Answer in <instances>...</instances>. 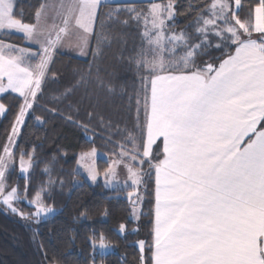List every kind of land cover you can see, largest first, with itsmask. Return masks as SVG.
<instances>
[{
	"label": "snow or ice",
	"instance_id": "obj_1",
	"mask_svg": "<svg viewBox=\"0 0 264 264\" xmlns=\"http://www.w3.org/2000/svg\"><path fill=\"white\" fill-rule=\"evenodd\" d=\"M30 9L26 16L22 7L17 11V0H0V94H15L16 101L0 144V206L34 223L55 214L44 199L57 183L47 166L48 180L28 196L36 147L19 148L18 138L47 85L57 81L52 65L58 53L91 54L92 60L74 83L51 97L52 104L81 89V100L91 101L95 89L113 93L98 61L113 42L110 25L134 26L140 43L120 59L134 69L135 96L128 101L131 109L134 99L135 122L131 129L117 125L113 131L112 122L99 117L105 143L113 148L104 153L107 166L99 169L94 141L79 152L77 165L92 183L102 177L104 187L126 194L136 221L144 215L146 178L154 180L150 240L135 241L138 264H264V0H190L183 10L178 0L114 6L108 0H37ZM178 16L191 19L178 27ZM15 34L35 47L13 42ZM11 108L0 102V116ZM43 110L95 135L89 123L71 114ZM93 118L89 111L88 120ZM34 120L46 123L40 115ZM114 134L123 139L113 141ZM17 167L23 194L8 184ZM22 200L32 211L16 206ZM118 231L124 235L127 225L120 223ZM88 240L101 255L112 246L103 231ZM50 264H57L55 258Z\"/></svg>",
	"mask_w": 264,
	"mask_h": 264
},
{
	"label": "trees",
	"instance_id": "obj_2",
	"mask_svg": "<svg viewBox=\"0 0 264 264\" xmlns=\"http://www.w3.org/2000/svg\"><path fill=\"white\" fill-rule=\"evenodd\" d=\"M190 0H178L180 10L187 7ZM37 0H17V11L22 7L27 14L31 11L30 5H35ZM111 5L124 2H108ZM108 7L103 12H108ZM121 19L124 14H121ZM30 19V16H28ZM191 17L178 16V27H184ZM113 37L111 47H105L98 61L101 76L106 83L111 82L114 92L109 94L106 89H95L93 99L81 100L84 92L81 89L63 103L52 104L51 97L59 94L70 86L79 74L86 71L91 54L84 58L73 56L68 52L58 53L52 65V71L57 75V81L49 83L45 94L40 97L38 107L34 115L42 116L46 123L35 122L34 115L27 120V126L22 129L19 137V148L31 150L36 147V166L31 171L29 198L32 193L48 180V174L43 169H50L51 177L57 183L45 194L44 199L48 204L56 208L54 215L49 216L39 223L20 220L13 213L0 208V264H50L55 258L57 264H138L139 251L132 241L141 238L150 240V216L147 213L153 204L151 192L154 188V180L146 178L148 188L142 204V215L139 221L130 220V206L126 198L114 195V191L103 190L102 184L97 182L90 184L83 176L75 171L76 158L79 152L87 147L94 146L103 153L113 150L111 144L105 143L107 133L102 131L99 125V117L112 122L113 131L117 125L120 128L131 129L135 122V106L129 108L128 97L135 96L134 69L121 60L132 55L134 47L139 45V37L136 28H127L120 24L110 25ZM13 42L26 46L22 36L15 34ZM94 46V42H93ZM15 94H3L0 101L6 106L12 105L11 111L0 116V144L6 139V130L14 119L16 101L12 99ZM71 105V107H70ZM44 107H55L65 116L71 114L74 118L89 123L94 130L85 132L71 123L66 122L59 115H50L44 111ZM78 108V112H77ZM94 113V118L88 120V112ZM142 115V114H141ZM122 135L114 134L113 141H121ZM106 160L98 159L97 165L102 171L106 167ZM146 167V165H145ZM63 181L61 186L60 181ZM8 184L16 185L23 194L24 178L15 170H11ZM144 191V187H141ZM108 210L107 216H102L104 209ZM23 210H32L23 205ZM81 211H86V216H80ZM127 225V232L120 235L117 228L120 223ZM138 232H130L134 226ZM103 231L116 251L107 254L93 252L88 237L96 236ZM48 258L45 260L44 251ZM150 257V253H148Z\"/></svg>",
	"mask_w": 264,
	"mask_h": 264
},
{
	"label": "rangeland",
	"instance_id": "obj_3",
	"mask_svg": "<svg viewBox=\"0 0 264 264\" xmlns=\"http://www.w3.org/2000/svg\"><path fill=\"white\" fill-rule=\"evenodd\" d=\"M108 2H126V0H108ZM19 35H21V34H19ZM24 42H25V41H24ZM25 44H26V46H28V47H35V46H33V45H28L27 42H25ZM64 52H68V51H64ZM68 53H70V54L73 55V56L80 57V58H84V57L86 56V55H85V56H80V55H78V54L75 53V52H68ZM2 95H3V94H0V97H1ZM0 102H1V101H0ZM18 140H19V138H18ZM98 153H99V155H98L97 160H98V159H104V160H107V157L104 155L103 152L98 151ZM76 159H77V158H76ZM14 170L16 171V173H17L19 176H22V175L19 173V171H18V167H17L16 169H14ZM75 171H76L77 173H79L80 175H82L83 178H84V180L87 181L88 183H90V184H95V183H92L90 180L87 179V174L83 171V169H80V168H79V166L77 165V163H75ZM22 177H23V176H22ZM119 178L121 179V181H123V180L126 178V172H125V170H124L123 168H120V169H119ZM97 182H100V183L102 184L103 190L108 191V192H110V191H114V192H115L114 189H109V188L104 187V181H103V178H102V177H98ZM97 182H96V183H97ZM114 195H116V192L114 193ZM116 196H118V195H116ZM119 196H120V197H123V198H126V194H125V195H119ZM23 205L28 206L27 200H22V201L19 202L16 206H17L18 208L22 209ZM0 208L3 209V210H5V211L11 212L10 210H6L3 206H0ZM55 209H56V208H55ZM22 210H23V209H22ZM24 211H32V210H24ZM14 215H15V214H14ZM15 216L18 217V218L20 219L19 216H17V215H15ZM50 216H51V215H50ZM128 218H129L130 220H132L133 222H136V220H134V219L131 217L130 213H129V217H128ZM20 220H22V219H20ZM42 220H45V219H42ZM23 221H24V220H23ZM133 228H137V226L135 225ZM133 228H132V229H133ZM129 231H130V232H133L132 230H129ZM117 232L119 233L118 228H117ZM126 232H127V231H126ZM119 234H120V233H119ZM120 235H121V234H120ZM139 239H141V238H138V239L132 241V243L135 245V241H137V240H139ZM135 247L137 248L136 245H135ZM137 249H138V248H137ZM115 251H116L115 247L111 246L109 249L105 250L103 254L113 253V252H115ZM138 251H139V250H138ZM95 253L100 254V253H99V250H97Z\"/></svg>",
	"mask_w": 264,
	"mask_h": 264
}]
</instances>
